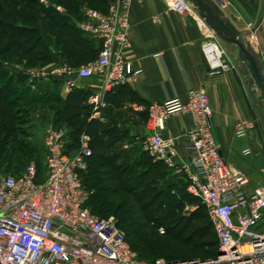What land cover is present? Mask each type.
I'll return each mask as SVG.
<instances>
[{
	"label": "built area",
	"instance_id": "built-area-1",
	"mask_svg": "<svg viewBox=\"0 0 264 264\" xmlns=\"http://www.w3.org/2000/svg\"><path fill=\"white\" fill-rule=\"evenodd\" d=\"M134 0H111L108 11L85 7L77 27L99 48L98 57L82 66L67 63L39 70L9 65L15 74L37 82L62 81L71 93L77 81L99 78L101 90L89 100L92 118L108 107V95L133 82L143 71L135 70L126 55L132 47L130 9ZM168 10L199 18L188 0H161ZM63 11L61 7H57ZM205 30L202 52L211 76L238 71L226 47L202 18ZM155 22H159L157 18ZM264 67V58L262 59ZM147 113L148 136L142 143L155 163L164 164L186 184V192L206 209L219 249L225 252L209 259L153 262L137 257L119 228L115 216L102 217L87 206L94 191L84 184L93 150L88 141L72 147L68 130L46 133L44 173L31 162L18 174L0 176V264H264V186L248 191L250 179L223 158L213 136L209 95L189 88L185 100L175 97L163 103L138 108ZM177 114L192 117L193 126L184 136L187 159L178 158L173 141L163 137L166 121ZM261 125L259 118L235 124V136L246 139ZM88 140V138H87ZM252 153L250 148L244 156ZM264 174V167L261 169ZM194 208L192 207V210ZM160 232L165 234L164 228Z\"/></svg>",
	"mask_w": 264,
	"mask_h": 264
},
{
	"label": "crops",
	"instance_id": "crops-1",
	"mask_svg": "<svg viewBox=\"0 0 264 264\" xmlns=\"http://www.w3.org/2000/svg\"><path fill=\"white\" fill-rule=\"evenodd\" d=\"M215 1L235 27L246 33L245 40L255 48L262 60L264 0ZM155 18L159 20L158 23L154 21ZM199 18L170 11L161 0H134L130 9L132 47L126 58L135 70H142L143 73L112 94L109 109L102 110L98 119L103 125H113L119 131L128 133L134 144H142L149 130L147 114L138 108L146 109L152 103H163L175 97L185 100L189 88L204 89L209 95L212 124L220 152L227 163L250 179L248 191L252 192L255 187L264 186V174L261 172L264 167V130L259 128L246 139L235 136V124L255 119L257 114L239 71L210 75L202 52L205 30L201 28ZM64 45L55 39L49 42L50 62L47 66H58L64 61L71 63L72 67L86 64L79 63V58L67 52ZM40 83L64 99L70 94L62 81ZM77 86V91L93 93L101 90L102 80L78 79ZM192 126V117L187 114L174 115L165 123L162 135L173 141L180 159H187L184 136ZM247 148L252 153L244 156L243 151Z\"/></svg>",
	"mask_w": 264,
	"mask_h": 264
},
{
	"label": "trees",
	"instance_id": "trees-1",
	"mask_svg": "<svg viewBox=\"0 0 264 264\" xmlns=\"http://www.w3.org/2000/svg\"><path fill=\"white\" fill-rule=\"evenodd\" d=\"M84 1L85 0H50L48 4L42 3L39 0H0V18H2V20L0 19V55H6L16 47L22 48V52L26 56H29L33 52L44 50L43 62L44 64L50 62L48 46L52 38L46 41L43 49L42 39L39 36H31L28 32L24 33L23 36H19L17 32L20 31V27H17L12 21L19 20L20 18L18 8L25 6L32 10L31 4L34 3V6L37 8V14L45 21L49 22L50 26L55 31L59 32L58 37L55 38L56 42H63L67 52L79 58V63H88L95 60L99 54L97 44L92 39L89 40L90 38L85 36L77 27V23L82 19L81 3ZM110 1L111 0H86L85 2L93 9L107 12ZM57 7H62L65 10L61 12ZM4 42H8V45H4ZM10 43L14 46H10ZM64 63L72 65L69 62L64 61ZM0 67L3 68V66ZM8 72L4 68L0 70V103L5 106L4 114L9 116V125L6 127V134L7 136L13 137L18 132L15 123L22 120L18 119L20 118L18 117V113L21 111L18 109V111H16V104L23 100L21 97H14L12 85L14 81L22 82L27 78L20 74L12 73L11 71ZM3 80H5L4 83H2ZM120 87L121 86L117 87L108 95L107 100L109 105L110 97ZM46 92L49 93H46V95H48L46 105L49 106V112L53 114V125H64L68 127L72 132V137L69 135L71 141L72 138H74L73 141L76 142V137L74 135L82 131L83 128L90 132V134V130L94 128H103V133L100 134V137H94L91 145L93 155L89 159V163L92 158L95 157L96 165L88 167L87 171L82 176L83 182L87 188L94 191L87 203V206L94 214L102 217L115 216L119 228L123 232H126L127 239L134 251L152 249L156 253H159V255L161 251L167 255L165 260L169 262L197 258L209 259L215 258L218 255L219 243L215 233V235H212L214 238L213 241L206 245L211 251L208 253L202 252L203 257L201 258L193 256L198 254L199 250L204 247L203 244L196 243L195 241L198 231H194L187 237H184L189 227L180 228L177 224V219L173 217L171 213L163 217L164 224L168 225L167 231L164 230L165 234L167 233L170 236L169 241L165 240L161 243L157 240L152 241L146 233H138V231L134 229V224L129 221L131 220L130 218H136L138 215L145 220L147 225L153 226L158 231H160V228H163V226H160L162 225L160 224L159 214L160 204L158 203L159 205L157 208L154 207L158 196L162 194L158 191V183L164 180L170 170L162 163H155L153 161L152 163L145 152L139 155H127L124 159L123 166L114 170L122 159L120 156L116 155L113 158H109L108 154L115 146L123 142H132L134 144L129 134L119 131L118 128L113 125H103L100 121L91 118L93 110L92 106L88 103L92 94L91 91L74 90L65 99L57 93H52L49 89L46 90ZM40 103L41 100L37 98L33 99L29 105L33 106ZM109 105L106 111L109 109ZM134 146L136 147L137 145L134 144ZM72 147H74L73 143ZM26 149L30 154L33 153L31 147L26 146ZM32 162L36 163L39 174L38 179H41L43 174L39 169L37 161ZM109 168L113 169L114 173L118 172V175H116V177H110L109 174H106L105 172H107ZM23 170H18L15 174ZM172 177V192L174 198L183 204H187L189 202L188 199L194 197L187 194L186 184L182 179L176 178L173 175ZM111 182H113V185H111ZM122 194H129L132 199H127V197ZM148 194H153V197L146 202L145 198H147ZM166 206L169 205L166 204ZM152 208H154L153 212H151ZM200 212L201 210L197 209L191 213L190 220L193 222L199 221ZM211 227L214 230L212 224ZM206 255L207 257H204ZM155 260L156 259L147 261L153 262Z\"/></svg>",
	"mask_w": 264,
	"mask_h": 264
},
{
	"label": "rangeland",
	"instance_id": "rangeland-1",
	"mask_svg": "<svg viewBox=\"0 0 264 264\" xmlns=\"http://www.w3.org/2000/svg\"><path fill=\"white\" fill-rule=\"evenodd\" d=\"M39 1L42 3H50V0ZM85 1L81 3L82 9L85 7L91 8ZM31 6L32 10L26 8L25 6L18 8L20 18L19 20L12 21L16 24L17 27H20V31L17 32L19 36H23L26 32H28L31 36H39L42 39L44 49V44L46 43V41L50 40L51 38H57L59 32L55 31L50 26L49 22L45 21L43 18H41V16L37 14V8L34 6V3H32ZM62 9L63 11L65 10L64 8ZM0 19L2 20V18ZM4 45H8V42H4ZM9 45L14 46L12 45V43H10ZM43 59L44 50L33 52L29 56H26L23 54L22 48L16 47L12 49L10 53L3 56L0 55V66H3V68L7 70V72H10V70L7 68V66L9 65H18L22 66L24 69L29 70H39L47 66V64H44ZM3 68L0 67V70H2ZM22 76L26 77L27 79L22 82L14 81L12 85L15 95L14 97H21V99L23 100L20 103L16 104V111H21L20 113H18V117H20L18 119L22 120L15 123V127L18 129V132L13 137L7 136L6 134V127H8L9 125V116L4 114L5 106L0 103V176L2 174H15L16 171L25 169L32 161H37L39 169L43 174V166L46 158V133L49 129H58L60 127H64V125H53V114L49 112V106L46 105V100L48 99L46 90H48V88H45L44 84H41L40 82L30 80L25 75ZM4 82L5 80L2 81V83ZM37 98L41 100V103L30 106L29 103L33 99ZM104 115H106V112H104ZM92 119L95 120V118ZM96 121H99V119H96ZM259 128L263 129L261 125L259 126ZM102 129L103 128L101 127L94 128L93 130H90V134V132L86 131V129L83 128L82 131H79L76 135H74L76 137V142H74V138H72V143L74 145L73 148L78 149V147L81 146L84 141H88L91 146L94 137H100V134L103 133ZM68 134L72 137L71 130H68ZM136 145L137 146L135 147L132 142H123L122 144L115 146V148H113V150L109 152V158H113L116 155L120 156L122 159L121 162L116 165V168H114V170L123 166L124 159L127 155H139L142 152H145L148 156V159H150L151 162L153 161L148 152L143 150L142 144ZM26 146L33 149L32 154L27 151ZM95 161V157L92 158L88 167L96 165ZM110 169L111 168H109L105 173L109 174L110 177H116V175H118V172L114 173V170ZM172 175L173 173L169 171V174L165 176L164 180L158 183V191L162 194L158 196L154 208H157V206L160 204L159 214L160 224H162L160 226H163V228L167 231L168 225L164 224L165 222L163 217L166 214L168 215L171 213L173 217L177 219V224L180 228L189 227L187 232L184 234V237H187L194 231H198V235L195 241L196 243L203 244L204 247L199 250L198 254H195L193 256L201 258L203 257L202 252L208 253L211 251L210 248H208L206 245L213 241L214 238L212 235H215V232L211 227L207 212L202 207L198 199L189 198V202L187 204H183L182 202H179L174 198V194L172 192ZM111 185H113V182H111ZM122 195H125L127 199H132L129 194ZM151 197H153V194H148L147 198H145V201H149ZM166 204L169 206H166ZM192 207L194 208L193 210ZM154 208H152L151 212H153ZM197 209L201 210L199 221L193 222L190 220V216L191 213H193ZM130 219L131 220L129 221L134 224V229H136L138 233H146L149 236L150 240H157L160 241V243L164 242L165 240H170V236L167 233L164 235L153 226L147 225L145 220H143L139 215L136 216V218ZM124 233L126 242L130 246V243L127 239V234L126 232ZM132 251L135 252L139 259L145 261L157 258L165 259L167 257L165 253H162L160 251L159 255V253H156L152 249H147L146 251ZM204 257H207V255Z\"/></svg>",
	"mask_w": 264,
	"mask_h": 264
},
{
	"label": "water",
	"instance_id": "water-1",
	"mask_svg": "<svg viewBox=\"0 0 264 264\" xmlns=\"http://www.w3.org/2000/svg\"><path fill=\"white\" fill-rule=\"evenodd\" d=\"M199 16L226 47L239 73L244 77L249 98L264 129V67L252 45L245 40L246 33L235 27L215 0H188ZM215 141L216 133L212 130ZM225 254L222 248L218 255Z\"/></svg>",
	"mask_w": 264,
	"mask_h": 264
}]
</instances>
